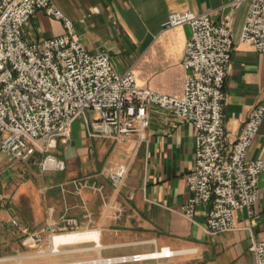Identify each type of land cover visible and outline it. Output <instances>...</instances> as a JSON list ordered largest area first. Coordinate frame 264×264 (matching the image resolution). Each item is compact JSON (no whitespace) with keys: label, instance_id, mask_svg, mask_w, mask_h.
Here are the masks:
<instances>
[{"label":"crops","instance_id":"crops-1","mask_svg":"<svg viewBox=\"0 0 264 264\" xmlns=\"http://www.w3.org/2000/svg\"><path fill=\"white\" fill-rule=\"evenodd\" d=\"M53 2L73 22L90 53L105 50L116 72H133L137 87L177 98L183 96L187 76L182 59L190 27L165 28L168 16L208 13L213 23H219L229 15L234 43L224 82L226 147L236 141L264 96V53L239 42L249 0ZM85 15L90 17L81 22ZM64 32L60 21L37 11L23 35L37 41ZM147 112L150 124L143 141L136 135L123 142L92 137L84 120H75L67 138L57 137L50 151L65 162L63 172L42 174L38 156L11 162L0 153V264H255L250 247L264 240V176L258 180L259 198L252 214L237 210L234 230L210 234L209 205L197 206L192 220L182 213L191 196L186 175L194 166L192 124L153 106ZM95 116L86 113L88 119ZM247 159H264V118ZM119 166H128V173L123 184L114 188L106 172ZM50 218L59 234L71 227L75 232L98 231V241L60 246L57 254L31 255L44 240L22 245L11 220L36 231ZM72 221L75 226L69 224ZM162 248L174 255L131 259Z\"/></svg>","mask_w":264,"mask_h":264},{"label":"built area","instance_id":"built-area-1","mask_svg":"<svg viewBox=\"0 0 264 264\" xmlns=\"http://www.w3.org/2000/svg\"><path fill=\"white\" fill-rule=\"evenodd\" d=\"M37 11L60 21L65 32L37 41L25 39L24 27ZM179 25L190 27V37L182 59L187 71L183 96L177 98L137 87L133 72H116L105 50L90 53L73 22L53 0H0V153L11 162L38 156L42 174L63 172L65 162L50 151L57 137L67 138L75 120L82 118L92 137L123 142L136 135L143 141L150 124L147 109L153 106L191 123L195 131L194 166L186 175L191 196L182 207L183 215L192 220L197 206L209 205L208 232L234 230L237 210L252 214L259 198L258 180L264 176V159H247L264 118V96L236 141L226 147L224 82L234 43L230 16L213 23L208 13H172L164 27ZM239 42L264 53V0H249ZM87 112L96 116L88 119ZM106 173L113 187L119 188L128 166ZM69 224L75 226L73 221ZM11 225L19 230L24 246L59 235L51 218L36 231L16 219ZM71 232L73 227L66 233ZM250 250L255 264H264V240L253 243ZM173 255L162 248L131 259L139 262Z\"/></svg>","mask_w":264,"mask_h":264},{"label":"bare ground","instance_id":"bare-ground-1","mask_svg":"<svg viewBox=\"0 0 264 264\" xmlns=\"http://www.w3.org/2000/svg\"><path fill=\"white\" fill-rule=\"evenodd\" d=\"M98 238H99L98 231H83V232L57 235L51 241V249L48 252H40L39 254H57L61 252L59 249L60 246L71 245L86 241L97 242ZM97 247H99L98 244Z\"/></svg>","mask_w":264,"mask_h":264},{"label":"rangeland","instance_id":"rangeland-1","mask_svg":"<svg viewBox=\"0 0 264 264\" xmlns=\"http://www.w3.org/2000/svg\"><path fill=\"white\" fill-rule=\"evenodd\" d=\"M68 232H70V231H68ZM71 233H76V232H71ZM64 234H67V233L64 232ZM59 235H61V234H59ZM51 241H49V239L47 237H45L42 244L40 246H36L34 249H32L30 254L31 255H37L40 252H48L51 249Z\"/></svg>","mask_w":264,"mask_h":264}]
</instances>
